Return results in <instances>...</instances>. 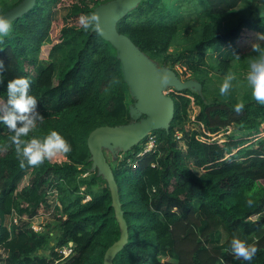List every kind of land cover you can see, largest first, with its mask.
Returning a JSON list of instances; mask_svg holds the SVG:
<instances>
[{
	"label": "trees",
	"instance_id": "1",
	"mask_svg": "<svg viewBox=\"0 0 264 264\" xmlns=\"http://www.w3.org/2000/svg\"><path fill=\"white\" fill-rule=\"evenodd\" d=\"M20 1L0 0V15ZM109 1L34 0L11 20L9 35L0 37L1 101L10 80L28 78L29 94L43 116L22 139H43L56 131L72 147L61 162L21 168L14 146L4 149L12 133L0 124V264H103L106 249L119 237L109 189L97 168H91L86 139L97 127L134 123L145 115L130 113L135 99L112 43L92 28L67 24ZM59 8L65 24L46 59H40ZM192 15L197 24L182 39L179 26ZM114 28L160 67L176 76L173 64L184 68L200 92L171 89L167 127L150 130L110 161L101 148L126 226L125 241L111 264H264V106L252 98L246 80L255 58L234 46L243 30L264 33V0H139ZM179 42L174 55L167 53ZM229 73L237 79L230 93L221 96L219 86ZM113 78L119 83L112 84ZM190 100L201 130L180 126ZM237 103L244 104L239 114ZM232 124L243 130L242 137L227 136L222 142L204 138ZM176 131L181 132L179 141ZM148 137L152 147L139 154ZM26 172L27 181L18 188ZM48 211L53 218L41 232L4 224L11 212L33 217ZM220 230L225 238L218 242ZM233 238L258 248L251 262L234 258ZM68 242L72 252L61 258L53 249ZM162 255L171 260L163 261Z\"/></svg>",
	"mask_w": 264,
	"mask_h": 264
},
{
	"label": "water",
	"instance_id": "2",
	"mask_svg": "<svg viewBox=\"0 0 264 264\" xmlns=\"http://www.w3.org/2000/svg\"><path fill=\"white\" fill-rule=\"evenodd\" d=\"M139 0H111L99 5L90 12L100 17L101 30L99 35L110 41L116 50L124 82L135 102L130 113L135 117L137 112L145 117L134 123L119 126H100L93 129L87 136L86 143L91 153V168L96 167L102 174L109 189L111 206L119 224V237L105 251L103 264H111L114 253L121 247L126 238V226L122 218L117 200L116 186L110 168L102 154L101 148L108 150L115 159L117 151L125 152L139 139L145 137L150 130L165 128L172 116V99L163 90L171 87L173 90L188 88L200 92L199 84L194 80L180 82L177 76L169 69L163 67H145L141 63L140 53L130 40L118 33L114 28L115 21ZM34 0H21L1 15L10 21L26 11ZM96 30L95 27L92 28ZM168 77L167 83L162 82V76Z\"/></svg>",
	"mask_w": 264,
	"mask_h": 264
},
{
	"label": "clouds",
	"instance_id": "3",
	"mask_svg": "<svg viewBox=\"0 0 264 264\" xmlns=\"http://www.w3.org/2000/svg\"><path fill=\"white\" fill-rule=\"evenodd\" d=\"M100 17L96 14L81 16L79 24L84 30L95 27L96 31L101 30L99 24ZM11 21L4 15H0V37H6L11 31ZM258 41H264V33H257ZM3 41L0 40V43ZM252 50L258 55L249 65L246 75L247 84L251 89L252 98L260 105L264 106V47L260 43H254ZM239 59V56H236ZM4 71V63L0 60V72ZM162 82L167 83L168 77L162 76ZM237 77L234 73L225 76L223 83L219 86L221 96H227L232 87L233 81ZM112 84L119 83L113 78ZM31 82L28 78L18 77L10 80L7 84V98L0 102V124L6 126L12 135L8 138L10 144L4 145V149L14 146L16 153L21 157L20 167L26 165L37 167L45 160H52L58 155L68 154L72 151L71 145L58 132L52 131L43 139L32 138L24 140L30 132L36 129L38 122L43 120V116L37 111L38 101L30 95ZM244 104L237 103L234 111L239 114L243 111ZM249 200L248 204L251 205ZM230 251L234 258L251 262L258 252L254 245H248L238 238L230 241Z\"/></svg>",
	"mask_w": 264,
	"mask_h": 264
},
{
	"label": "rangeland",
	"instance_id": "4",
	"mask_svg": "<svg viewBox=\"0 0 264 264\" xmlns=\"http://www.w3.org/2000/svg\"><path fill=\"white\" fill-rule=\"evenodd\" d=\"M8 2H13L15 0H6ZM64 13V9L63 8H59L56 10L55 12V20L52 22L51 25V29L49 31V41H46V43H44L41 47H40V51L38 53V57L40 59H46L47 56V51L49 49V47L53 44V42L55 41L56 36L58 35V31L60 29V27L65 24V21L62 20L61 16ZM79 16L78 17H73L71 19L67 20V24L72 26V27H78L79 24ZM197 18L195 15H192V18H186L184 20H182V23L179 26L180 29V33H179V37H182V39L184 38V36H187L188 34L191 33L192 30V26L197 24ZM257 33L253 32V31H249V30H243L242 33L240 34V37L238 39H236L234 41V46L236 47V49L239 51L240 54L243 55H249L252 58H256V56L258 55V53L254 52L252 50V45L254 43H260L262 47H264V41H258L257 38ZM179 41L181 42V38H179ZM179 42V44H173L171 46H169L167 53L174 55L179 48H181V43ZM235 60V58H234ZM233 60V61H234ZM141 63L142 65H144L145 67H152L155 65V67H159L160 65L158 63H156V61H154L152 58H150L148 55L144 54L141 56ZM174 69L178 72V74H180V76H177V78L179 79L180 82H187L189 81L191 78L188 77V73H184V68H181L178 64H173ZM193 80V79H191ZM239 87L241 88V85L239 84ZM171 87H166L163 91L169 93L171 91ZM0 102L1 99H0ZM196 112V107L192 104L191 100L188 106V116L186 118V120L184 122H182V124L180 125L182 128L186 129V130H192V129H196V130H201L200 125L196 124L194 122V114ZM244 134L243 130H240L237 128L236 125H229L227 126L225 129H221L219 132L217 133H213V134H206V136L204 138L208 137V141L210 140H215L217 142H222L226 140L227 136H230L232 138H239L242 137V135ZM261 135V134H260ZM200 138V136H199ZM203 137H201L200 139H204ZM249 143V142H248ZM247 144V143H246ZM178 145L181 147V149H183V143H178ZM105 154H107L108 156V161L113 160V158L111 157V154L108 150L105 151ZM64 160V156L62 155H58L56 158L49 160L50 162H61ZM27 177H28V172H26L24 174V176L20 179L19 183H18V188L21 187L22 185H24L27 181ZM260 183L264 186V181H260ZM86 199H83V201ZM37 219H35L36 221H38V223L40 222L42 225H45L46 223L52 221L53 215L51 216V212L48 211V213H44L41 214L40 217H36ZM4 224L6 225L7 229H10L12 226H8L7 223V217H5V221ZM51 224V222H50ZM220 236L221 238L219 239L218 242H221L224 238H225V234L222 232V230H220ZM54 250V249H53ZM55 251V250H54ZM47 250L44 251V254L46 255ZM0 257L2 258L3 255L0 254ZM162 260H168L170 261V256L167 255H162L161 256Z\"/></svg>",
	"mask_w": 264,
	"mask_h": 264
},
{
	"label": "built area",
	"instance_id": "5",
	"mask_svg": "<svg viewBox=\"0 0 264 264\" xmlns=\"http://www.w3.org/2000/svg\"><path fill=\"white\" fill-rule=\"evenodd\" d=\"M180 136H181V132L176 131L175 132L176 140L179 141ZM152 145H153V138L148 137L146 142L143 145L142 151L139 154L149 151ZM84 199H88V196H85ZM40 215H36L33 217H27L25 214L18 215L15 212H11L9 215H7V223H8V226H11V225L20 226L22 224H25L27 229H30L33 232H41L43 229H46V228H44V225H42L40 222L38 223V221L35 220L37 219L36 217H40ZM54 250L57 254L60 255L61 258H64L72 252L71 243L68 242L66 246L57 247Z\"/></svg>",
	"mask_w": 264,
	"mask_h": 264
}]
</instances>
